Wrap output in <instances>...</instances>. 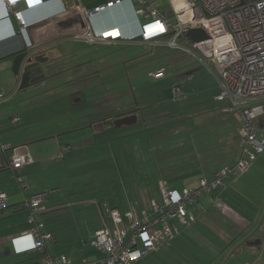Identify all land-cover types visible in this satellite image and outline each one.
<instances>
[{"label":"crops","instance_id":"obj_1","mask_svg":"<svg viewBox=\"0 0 264 264\" xmlns=\"http://www.w3.org/2000/svg\"><path fill=\"white\" fill-rule=\"evenodd\" d=\"M109 1L114 0H97L96 3L89 7L84 5L82 0H73L72 5H69L66 0H44V2L37 7L23 10V16L29 25L26 28V32L23 31L21 35H19V26L14 17L8 15L0 5V57L10 53L18 47L21 39L25 44L27 40H31L33 45H35L33 53L39 56V63L43 72H45V67L51 66L50 70H48L50 76H55L58 72L69 70V73L66 72L65 75H60L65 79V82L76 80L78 77L82 78V80H86L87 78L91 80L94 78L102 81L101 85H104L106 82L119 80L121 76L124 78L123 74L115 76V68H113V66L119 65L121 61L124 64L126 62L129 63L131 58H127L128 56H125V54H122V56L116 54V52H118L117 50L121 47L127 46L130 48L131 46L141 44L152 48L157 43L151 45L137 39L139 26L143 18L135 12L134 4L130 0H122L112 7H104L98 13H91L89 18L85 16L84 11H91L94 7L104 5ZM18 8L23 9V4L20 3ZM74 8L80 9L83 13L75 15L67 14V16L65 15L66 17H62V19H58L57 21L54 20L57 17L50 18ZM13 19L17 24V29L14 28ZM87 26L93 33H100L111 29L119 30L122 37L111 41L88 43L82 37L77 38L84 33L82 31ZM71 43H83L91 46L94 45L95 47L108 48L106 49V53L97 58L94 56H86L90 57L89 61L91 63L98 60L95 61V63H100V68L98 69L97 66L93 67L89 65L82 69H72L77 63L76 61L71 63L68 60L70 57L69 51H73L70 48ZM185 53L187 54L186 51ZM194 56L195 55L192 57ZM60 57H64V60L60 61ZM193 59H195L198 67L205 68L211 75L214 84L213 100H216L214 97L220 90L217 71L212 65L206 63L203 58L195 56ZM182 66L184 67V65ZM183 69H185V67ZM165 72L164 70V75ZM152 73L153 72L148 73V76L152 77L155 81L164 77L154 78ZM126 76L129 77V72L126 73ZM134 76L135 74L133 77ZM14 77L16 78L15 85L10 94L6 93L7 95H11L19 89L20 79L19 77ZM43 77L44 75L40 79ZM90 89L91 88H82V86L79 87L76 85L73 87L70 96L71 98H76V101L83 102L86 95L85 91ZM92 92L94 91H90V93ZM177 92L178 94H176ZM113 94L112 92L108 93V95ZM116 95L118 96V94ZM181 95L182 88L180 85L176 84L175 88L173 87V96L179 98ZM105 100L107 101L105 103H109V98ZM105 103H101L100 101L95 102V104H99L105 109L103 111L107 113L106 116L100 117L94 122L83 120V118L77 116L76 118L78 119L76 121L69 126L61 128L59 130L60 132H55L53 135L47 134L49 136L44 135L39 138L37 137L34 141H41L71 133L65 141L58 137L54 141L55 147L46 155H39L29 146L25 147L26 151L21 152L18 147L21 145L7 140L6 132L8 134L11 132V137H13V139L16 138L17 133L13 131V129L17 128V123L21 119L18 115L6 118L7 110H5V107L8 104L7 99L0 103V143L7 146L5 152L2 153L5 167L0 170H10L15 180L20 178L18 181L16 180L17 186L12 185L14 183L8 185L10 182V180H8L0 187V192H5L8 196L6 206L0 209V214L2 215H0V217L3 219L2 223L4 226V228L0 226V256L2 257L0 264H45L46 254H50L51 256L66 255L73 264L80 263L83 259L98 261L105 256V253L92 246L91 240L93 239L94 233L99 230L104 223L114 231L117 227L121 228L127 224L128 218L126 217V213L131 209H134L140 216L143 212L148 214L153 213L150 200L155 198L145 195L141 196V194H139V198L132 196V198H126V200H124V198L119 199L113 206L112 204L103 202L105 200H97L94 196L83 198L86 194L83 195L82 193L76 194V198L74 199L72 197L74 192H82L74 190L72 185H70H74V183L71 182L68 173L69 171L77 169L74 165H76L77 162H81L80 166L85 168L86 163L90 161L89 157L93 156L89 153L96 150L94 155L97 156L99 154L98 150L100 146L96 145L105 144L106 142L115 143L118 141V138H103L112 128L116 127L117 129L124 125L126 126V124L115 126V119L122 115L134 114L136 115V122L134 123L139 121V108L133 109L129 107L124 109L122 105H120V112L115 113V111H118V108L112 110V108L106 107L110 105ZM227 105V101H224V103L220 105L219 114L232 116L238 122V128H236V141L238 139V147L235 158L211 171L208 175L199 174L196 178H193V174H187L190 175L189 177L187 176V178H190L192 185L184 186L180 190L171 185L169 180L160 177L158 179V191L161 180H164L168 188L177 191H181L183 188H195L198 186L200 179H211L224 165L234 163L238 159L241 150L240 130L242 128V118L238 112L226 110ZM72 109L76 111L77 115H79V111H82L81 113H85L86 111L75 107H72ZM14 117L18 119L13 121ZM255 119L256 118L253 120ZM89 121L94 128L92 132L86 130L90 126V124H88ZM134 123L128 125H133ZM251 123L255 128L256 134L259 130L261 131L264 128V126L258 125L257 122L251 121ZM13 124H16L15 127H13ZM22 130L23 129L19 130V132ZM95 131L99 134H96ZM62 145H65L67 150L62 157H58ZM101 146L108 148L107 145ZM15 148L22 154L30 155L32 162L23 165L21 168L11 169L8 165V157ZM110 148L111 159L114 163H117V157L115 156L113 148ZM252 162L248 170L238 179H233L232 177L223 179V186L203 193L197 201L187 205L188 212L194 217V221L185 226L176 225L174 237L168 243L158 246L134 264H151L154 260L159 259H163L164 261V259H167L177 251L185 255L195 254L200 258L206 257V253L208 255L216 254V256H219L220 253L221 256L226 257L225 264H248V249L253 252L262 249L264 251V212H260L264 203L262 204L261 201H259L256 204V202L250 199L252 187L249 182L247 183L244 180L240 182V185L237 184L238 180L243 178L244 175L248 173L249 176L253 166ZM66 171L67 174H65ZM81 172L89 173L87 169L81 170ZM117 172L120 180L123 181L122 174L119 170H117ZM86 182L88 181L84 179L82 185ZM135 190L138 191V189ZM37 193L44 194L43 210L37 215L40 222L43 224L41 231L50 233L52 237L51 239L45 240L43 252L33 251L31 248L32 239L30 236L25 235V232L32 226V223L29 222L26 200ZM119 194L117 193V195ZM127 195H129V193ZM244 195H246L247 198ZM216 197L223 202V206L220 208L214 206L212 203L213 199ZM111 209H115L120 216V222L117 225H115L110 218ZM152 215L155 216V214ZM259 216L261 219L258 221L257 219ZM35 219L37 218L35 217ZM48 219H50L49 222L47 221ZM70 222L74 227L67 226ZM257 223V231L253 234L252 232H248L250 227L252 225H257ZM246 245L247 247H245ZM5 247H8L10 250L8 253L4 251ZM199 251L202 254L199 255ZM240 251L243 252L239 253ZM200 258L197 259V261L199 264H203L204 260ZM235 258L239 259L236 263L233 261ZM211 264H220V261L219 263L216 261Z\"/></svg>","mask_w":264,"mask_h":264},{"label":"rangeland","instance_id":"obj_2","mask_svg":"<svg viewBox=\"0 0 264 264\" xmlns=\"http://www.w3.org/2000/svg\"><path fill=\"white\" fill-rule=\"evenodd\" d=\"M96 1L82 0V3L91 7ZM154 1L161 13L170 10L167 0ZM67 14L75 15L78 12L74 8L58 14L59 16L54 20L62 19ZM13 25L14 28H18L14 19ZM180 42L188 44L186 39H181ZM70 46L73 51H69L68 60L71 63L75 61L77 63L72 69H82L89 65L97 66L99 69L100 63H95L98 60L91 63L90 57L86 56L97 58L106 53V49H108L83 43H71ZM117 51L116 54L121 56L125 54L128 56L127 58H131L129 63L124 64L121 61L119 65L113 66L115 76L123 74L124 78L121 76L119 80L106 82L104 85H101L102 81L94 78L82 80L78 77L76 80L65 82V79L60 75L69 73V70L50 76L48 70L51 66H47L44 77L37 83L21 90L18 89L9 95L7 97L8 104L5 107L6 118L18 115L21 120L17 123V128L13 129L17 133L16 138L11 137V132L9 134L6 132L7 140L21 145L22 148L18 146L21 152L26 151L25 147L29 146L39 155H46L55 147L54 141L58 137L65 141L71 133L41 141L34 140L40 136H49L47 134L53 135L55 132H60L61 128L76 121L77 116L92 122L106 116L107 113L103 111L105 109L99 105L100 103L95 104L96 101L105 103L107 102L105 99L109 98V103L105 104L110 106L106 107L112 108V110L118 108L115 113L120 112V105L124 109L139 108L137 123L124 125L117 129L114 126L115 128L103 136V138H118V141L96 145L100 146L99 154L95 156L96 150H93L92 153H89L93 156L89 157L90 161L86 163L85 168L80 166L81 162H77L74 165L77 169L68 173L71 182L74 183V185L70 184L73 189L82 191L74 192L73 199L76 198V194L82 193L86 194L83 198L94 196L97 200H105L103 202L112 204V206L122 198L124 200L132 198V196L139 198V194L159 200L158 179L160 177L169 180L171 185L180 190L184 186L192 185L190 178H187L190 175L187 174H193V178L199 174L208 175L211 171L235 158L238 147V139L236 141L238 122L232 116L219 114L220 105L224 101L213 100L214 84L211 75L205 68L198 67L193 59L195 56L186 54L184 50L168 47L164 43V39L152 48L141 44L130 48L121 47ZM60 58V61L64 60V57ZM11 65L10 59L0 61V91L7 94L11 93L16 81L11 72ZM158 68H163L166 72L163 78L155 81L148 76V73L154 72ZM127 72H129V77L126 76ZM132 74L135 76L133 77ZM176 84L182 88V95L179 98L173 96V87L175 88ZM76 85L82 86V88H91L85 91L83 102L76 101V98L70 96ZM90 91L94 92L90 93ZM109 92L114 94L108 95ZM251 104H260L264 108V93L258 95ZM72 107L86 111L85 113L79 111L80 113L77 115ZM252 121L264 126V114ZM15 125L13 124V127ZM21 129L23 130L19 132ZM86 130L92 132L94 128L90 124ZM95 133L99 134L97 131ZM262 136H264V128L257 133L258 139ZM101 145H107L108 148ZM109 146L113 148L117 163L111 159ZM252 163L249 176L247 173L238 180L237 184L240 185V182L244 180L249 182L252 187L250 199L256 204L259 201L263 204L264 151L258 154ZM85 169L89 173L81 172ZM117 170L122 174L123 181L120 180ZM0 175V187L8 180H10L8 185L14 183L12 185L17 186V179H14L10 170H0ZM84 179L88 182L82 185ZM135 189H138L139 192ZM117 193L120 194L117 195ZM244 196L247 198L246 195ZM260 212H264V204ZM35 214L37 218L35 220L40 221L38 213ZM260 219L259 216L257 220ZM49 220L47 221L49 222ZM2 221L1 218L0 226H3ZM67 226L74 227L71 222ZM257 229L258 223L252 225L248 232L253 234ZM241 252L243 251L239 253ZM198 254L202 253L199 251ZM199 258L195 254L185 255L177 251L164 261L163 259L154 260L151 264H199L197 261ZM200 259L204 260L203 264H211L216 261L225 264L226 257L221 256L220 253L219 256L206 253V257ZM233 261L236 263L239 259L235 258ZM248 264H264L263 249L256 250V252L248 249Z\"/></svg>","mask_w":264,"mask_h":264},{"label":"built area","instance_id":"obj_3","mask_svg":"<svg viewBox=\"0 0 264 264\" xmlns=\"http://www.w3.org/2000/svg\"><path fill=\"white\" fill-rule=\"evenodd\" d=\"M120 1L122 0L109 1L91 11H84V14L89 18L91 13H98L104 7H112ZM130 1L134 4L135 12L143 18L138 33L140 41L152 45L164 39L168 47L199 56L215 68L220 90L214 98L227 101L226 110L238 112L242 118L240 155L234 163L224 165L211 179H200L195 188L177 191L168 188L164 180H161L159 200H150L153 213L143 212L140 216L131 209L126 213L127 224L114 231L104 223L94 233L91 244L102 250L105 256L98 261L83 259L77 264H134L158 246L168 243L174 237L176 225L185 226L193 221L187 205L192 204L203 192L223 186L224 178L238 179L248 170L257 155L264 151V136L258 139L251 123L254 118L264 114L262 105L251 104L258 95L264 93V0H167L170 10L166 13L157 9L154 0ZM43 2L44 0H0V5L8 15L14 17L21 35L29 25L23 16V10L37 7ZM20 3L23 4V9L18 8ZM75 9L78 14L83 13L80 9ZM193 28L203 29L207 38L193 41L187 37V31ZM82 32L84 33L77 38L82 37L88 43L122 37L120 31L114 29L93 33L87 26ZM181 39H186L188 44H182ZM26 45L33 43L27 40ZM19 49L20 42L10 53ZM152 76L163 77L164 69H157ZM8 96L0 91V103ZM17 119L14 117L13 121ZM6 149L7 146L0 143V169L5 167L2 153ZM66 150L67 147L62 145L58 157H62ZM31 162L30 155L22 154L16 148L8 157L11 169L21 168ZM7 199V194L0 192V209L6 206ZM43 203V193L34 194L26 200L32 226L25 235L32 239V250L39 252H43L45 240L52 238L50 233L41 231L43 224L34 217L35 213L43 210ZM213 205L220 208L223 203L215 198ZM110 218L115 225L120 222L115 209L110 210ZM45 264L73 263L66 255L46 254Z\"/></svg>","mask_w":264,"mask_h":264},{"label":"water","instance_id":"obj_4","mask_svg":"<svg viewBox=\"0 0 264 264\" xmlns=\"http://www.w3.org/2000/svg\"><path fill=\"white\" fill-rule=\"evenodd\" d=\"M66 2L69 5L73 4V0H66ZM187 37L192 39L193 41H200L204 40L207 38L206 33L204 32L203 29L201 28H193L189 29L186 33ZM137 39H140V36L137 37ZM35 48V45H29L27 46L25 42L21 39L20 42V49L13 52V53H8L2 57H0L1 60L5 59H11L12 65H11V72L13 76L20 77V84H19V89H24L27 88L28 86L31 85L30 77L32 76L31 70L27 69L28 67L22 68V61L25 58L26 55L27 59L25 60L26 64H30L32 62V56H33V49ZM29 66V65H28ZM136 122V115L134 114H126L118 117L117 119L114 120V125L115 126H120L122 124H131ZM4 251L7 253L10 251L8 247H5Z\"/></svg>","mask_w":264,"mask_h":264},{"label":"flooded vegetation","instance_id":"obj_5","mask_svg":"<svg viewBox=\"0 0 264 264\" xmlns=\"http://www.w3.org/2000/svg\"><path fill=\"white\" fill-rule=\"evenodd\" d=\"M27 57L29 56L26 55L22 61V68L28 67L27 69L31 70L32 76L30 77L29 81H31L32 82L31 85H33L34 83H37L40 80V78L44 75V72L43 69L40 67V63H39L40 58L38 55L34 54L32 56V62L30 63L31 65L29 66L25 62Z\"/></svg>","mask_w":264,"mask_h":264},{"label":"trees","instance_id":"obj_6","mask_svg":"<svg viewBox=\"0 0 264 264\" xmlns=\"http://www.w3.org/2000/svg\"><path fill=\"white\" fill-rule=\"evenodd\" d=\"M208 191H210V190H208ZM205 192H207V191H205ZM205 192H203V193H205ZM203 193H202V194H203ZM201 196H202V195H201ZM201 196H199L195 201H197ZM216 198H217V197H216ZM214 199H215V198H214ZM214 199H213V200H214ZM220 200H221V199H220ZM195 201H194V202H195ZM194 202H193V203H194ZM212 203H213V201H212ZM222 203H223V202H222ZM187 209H188V207H187ZM190 215H191V214H190ZM193 221H194V217H193Z\"/></svg>","mask_w":264,"mask_h":264}]
</instances>
